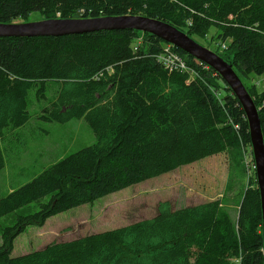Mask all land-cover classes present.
I'll return each instance as SVG.
<instances>
[{
    "label": "trees",
    "instance_id": "1",
    "mask_svg": "<svg viewBox=\"0 0 264 264\" xmlns=\"http://www.w3.org/2000/svg\"><path fill=\"white\" fill-rule=\"evenodd\" d=\"M32 11L43 19L145 15L192 38L214 30L210 39L225 44L216 53L238 76L264 75V0H0L2 23ZM164 43L132 29L0 37V136L27 122L29 91L49 100L48 83L58 89L38 118H83L95 136L0 197V217L37 203L2 229L0 264H264L254 171L234 214L220 198L179 209L166 200L153 217L11 254L24 228L53 214L210 155L238 160L240 143L250 145L244 111L219 74L174 45L198 76L169 72L155 57ZM262 84L246 89L264 141V77Z\"/></svg>",
    "mask_w": 264,
    "mask_h": 264
},
{
    "label": "rangeland",
    "instance_id": "2",
    "mask_svg": "<svg viewBox=\"0 0 264 264\" xmlns=\"http://www.w3.org/2000/svg\"><path fill=\"white\" fill-rule=\"evenodd\" d=\"M39 11L30 12L26 18L15 22L42 20ZM209 34L192 39L214 52H222ZM168 43V42H167ZM244 86L253 83L257 90L263 87L264 75L241 76ZM224 85L222 80H219ZM46 98L38 100L29 91V118L24 125L4 130L0 146L4 166L0 170V197L21 184L67 153L91 144L95 136L83 118L64 123L40 120L39 114L56 94L58 85L48 83ZM220 93H225L220 87ZM239 159L231 153H218L181 165L174 170L142 182L108 193L91 203L72 207L48 217L42 226L29 225L14 238L11 254L23 255L52 241L75 239L137 220L153 217L161 201H169L173 208L195 205L217 198L230 206L235 213L240 194L249 185L254 174V161L250 145L240 143ZM255 175V174H254ZM254 178V177H253ZM256 180V176H255ZM37 203L24 206L0 217V242L2 229L12 224L17 215L32 211Z\"/></svg>",
    "mask_w": 264,
    "mask_h": 264
},
{
    "label": "water",
    "instance_id": "3",
    "mask_svg": "<svg viewBox=\"0 0 264 264\" xmlns=\"http://www.w3.org/2000/svg\"><path fill=\"white\" fill-rule=\"evenodd\" d=\"M132 29L155 35L213 68L239 101L247 120L254 172L261 199L262 236L264 243V141L258 108L242 80L222 56L199 44L171 24L143 15H115L89 18H46L33 22L0 21V37L61 36L98 30ZM264 246V245H263Z\"/></svg>",
    "mask_w": 264,
    "mask_h": 264
},
{
    "label": "built area",
    "instance_id": "4",
    "mask_svg": "<svg viewBox=\"0 0 264 264\" xmlns=\"http://www.w3.org/2000/svg\"><path fill=\"white\" fill-rule=\"evenodd\" d=\"M136 47L137 46H134L133 49L137 50ZM221 48L225 49L224 43L222 44ZM155 57H156V61L159 62V64L161 63L162 66L169 72L179 71V72L187 73L188 74L187 78L189 81L198 76L196 69L193 66L188 65V63L185 62V59L180 54L175 52L173 45L170 43H164L162 47V52L155 54ZM197 61H198L197 64L199 66L203 64V62H200L199 60ZM201 67L204 68L205 70L207 69V66H205V64L201 65ZM236 262H238V260H236Z\"/></svg>",
    "mask_w": 264,
    "mask_h": 264
}]
</instances>
